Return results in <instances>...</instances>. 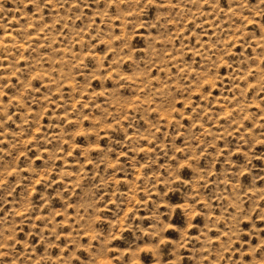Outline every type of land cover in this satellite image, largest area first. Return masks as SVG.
Returning a JSON list of instances; mask_svg holds the SVG:
<instances>
[{"label": "clouds", "instance_id": "1", "mask_svg": "<svg viewBox=\"0 0 264 264\" xmlns=\"http://www.w3.org/2000/svg\"><path fill=\"white\" fill-rule=\"evenodd\" d=\"M0 31V264H264V0H0Z\"/></svg>", "mask_w": 264, "mask_h": 264}, {"label": "rangeland", "instance_id": "2", "mask_svg": "<svg viewBox=\"0 0 264 264\" xmlns=\"http://www.w3.org/2000/svg\"><path fill=\"white\" fill-rule=\"evenodd\" d=\"M25 23L23 13L17 12V13H9L7 14V17L5 19V24H7L12 29H16L20 26V24ZM97 23L99 24V18L97 17ZM33 37H35V32L31 33ZM10 35H15V32L12 33H6L3 31H0V36L9 37ZM206 39V37H205ZM218 95V94H217ZM163 116V113L161 114ZM43 123H47V120L45 119Z\"/></svg>", "mask_w": 264, "mask_h": 264}]
</instances>
